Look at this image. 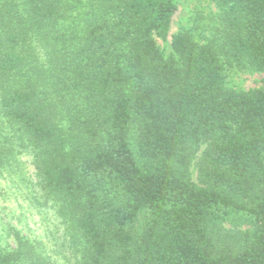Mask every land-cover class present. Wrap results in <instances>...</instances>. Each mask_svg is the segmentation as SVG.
Here are the masks:
<instances>
[{
    "label": "trees",
    "instance_id": "16d2710c",
    "mask_svg": "<svg viewBox=\"0 0 264 264\" xmlns=\"http://www.w3.org/2000/svg\"><path fill=\"white\" fill-rule=\"evenodd\" d=\"M21 1L0 9V110L40 149L80 264H264V81L222 84V58L264 71V0H219L220 48L177 33L168 58L157 39L173 0H89L65 38L62 0ZM38 38L58 54L51 88L77 101L66 132L56 100L39 96Z\"/></svg>",
    "mask_w": 264,
    "mask_h": 264
},
{
    "label": "rangeland",
    "instance_id": "374dc122",
    "mask_svg": "<svg viewBox=\"0 0 264 264\" xmlns=\"http://www.w3.org/2000/svg\"><path fill=\"white\" fill-rule=\"evenodd\" d=\"M89 0H62L66 8L65 17L59 21L60 32L71 33V26L82 24L88 18ZM176 5L167 41L157 39L159 49L165 58L172 53L171 36L177 33L188 34L198 43L213 42L219 49L221 40L217 33L218 14L221 11L219 0H173ZM15 4L21 9V0H0V9ZM21 4V5H20ZM19 5V6H18ZM86 18V19H84ZM63 27H66L65 30ZM64 36V35H63ZM65 38V36H64ZM35 39V52L38 66L45 69L46 86L39 85V96L52 97L58 106L56 121L66 132L70 124L69 112L74 114L77 101L70 97L61 100L63 91L55 92L57 68L54 58L56 51L44 42ZM60 44V42L58 43ZM66 45L64 48H67ZM64 51V50H63ZM223 62L222 84L235 92H248L263 85L264 71L250 63L227 64ZM25 80V78H24ZM29 81V79H27ZM51 81V83H50ZM35 82V81H34ZM0 146L4 148L3 163L0 165V252L18 254V264H29L30 259L43 258L50 264H80L83 242L72 229L70 219L61 212L60 202L43 186L35 167V155L40 149L31 142L19 127L10 122L0 110ZM195 165L191 167L192 179L196 181ZM227 229H236L224 224ZM242 226L239 229L244 230Z\"/></svg>",
    "mask_w": 264,
    "mask_h": 264
}]
</instances>
